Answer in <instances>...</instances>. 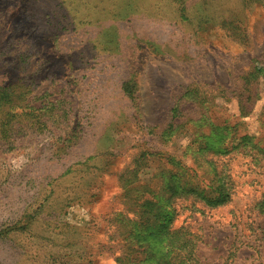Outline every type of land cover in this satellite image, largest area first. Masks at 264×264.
I'll return each instance as SVG.
<instances>
[{
	"label": "rangeland",
	"instance_id": "1",
	"mask_svg": "<svg viewBox=\"0 0 264 264\" xmlns=\"http://www.w3.org/2000/svg\"><path fill=\"white\" fill-rule=\"evenodd\" d=\"M0 88V264H264V0H0Z\"/></svg>",
	"mask_w": 264,
	"mask_h": 264
},
{
	"label": "trees",
	"instance_id": "2",
	"mask_svg": "<svg viewBox=\"0 0 264 264\" xmlns=\"http://www.w3.org/2000/svg\"><path fill=\"white\" fill-rule=\"evenodd\" d=\"M1 92V88H0ZM9 98L11 99V96L5 94V91H3L0 94V114L3 112L5 104H9ZM11 119V117L7 118V120ZM7 123L4 122L2 124L0 120V128L6 126ZM180 191V194L186 191L187 188L185 186H182ZM186 190V191H185ZM177 191V190H176ZM175 191V193H176ZM227 189L222 185L219 188H214V187H209V186H203L202 188L196 187V189L193 191L195 193V197L203 202L205 207H210V208H215L218 206H221L224 204V199L229 196ZM143 208L148 211V213H152L157 209V204L154 201L151 200H146L144 203L141 205ZM196 211L197 208H195ZM145 216V221H139L138 222V227L143 229V227H146L147 229H154L156 222H158V219H156V216H151L149 219H147V214H144ZM153 221V224L151 228H149V225ZM145 222V223H144ZM133 227V226H132ZM156 229H158L156 227ZM155 229V230H156ZM183 230L177 229L175 232H181ZM131 244L132 248H127L129 252L133 254V256L130 258V262L128 264H143L147 263L150 264L153 255L152 252L149 253L148 250L145 249V247L141 245L135 244L133 241L129 242ZM177 247L175 248V252H173V249L170 251V257H168V261L166 264H172L174 262L175 264H199L195 255L192 252L193 244L190 239L186 237L183 233H180V237L176 241ZM148 254V255H146ZM147 261V262H146Z\"/></svg>",
	"mask_w": 264,
	"mask_h": 264
}]
</instances>
